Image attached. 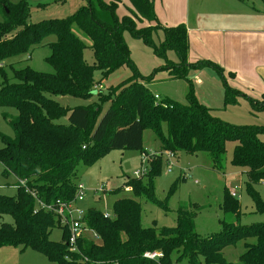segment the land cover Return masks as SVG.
<instances>
[{
  "label": "trees",
  "instance_id": "1",
  "mask_svg": "<svg viewBox=\"0 0 264 264\" xmlns=\"http://www.w3.org/2000/svg\"><path fill=\"white\" fill-rule=\"evenodd\" d=\"M129 14L119 15L120 0H87L67 18L28 23L29 5L26 0H0V107H12L18 114L9 119L14 136L0 135V161L5 175H14L43 201L73 200L77 185L74 180L79 163L93 164L111 149L143 151L144 130H152L164 150L185 151L190 154L207 153L213 167L224 169L228 141H235L232 163L246 170L247 191L256 210L264 213V202L255 189L264 183V125L233 124L213 115V109L203 104L194 89L191 73L205 67L214 68L224 79V104L245 95L226 81L224 68L210 59L188 60L190 38L184 23L174 26L142 25L157 20L154 0H128ZM88 36L86 44L72 24ZM162 28L164 39L156 45L153 34ZM142 39L160 57L175 51L179 61H167L171 79L188 83L186 103L164 98L156 99L147 83L153 75L139 73L123 81L118 91L111 88L108 95H100L110 107L99 119L100 104L66 109L56 96L89 97L97 85L94 72L99 69L104 78L128 63L130 58L124 33ZM55 35L49 43L51 54L46 58L54 73L31 67L14 69L17 81H11L2 67L10 58L30 52ZM93 51L94 60L85 59V51ZM142 81H138V79ZM102 85V84H99ZM254 109H264L261 99L250 98ZM68 122H59L62 116ZM161 161L148 172V180L127 178L128 186L137 197H144L167 210L155 196L154 178L159 175ZM178 180L169 195L174 194ZM16 196L0 193V247L33 248L52 259L54 264H154L146 257L148 251L159 250L165 263L233 264L224 256V249L243 241L245 250L239 256L242 264H264V222L242 225L239 198L224 190L221 208L226 216L220 219V232L202 237L195 231L193 212L180 207L173 227L144 226L142 205L134 198L122 197L114 201L113 215L105 217L95 207L88 208L85 224L96 233L98 240L85 235L78 239L80 253L71 252L67 243L68 231L51 212L36 210V198L18 184ZM121 190V189H120ZM116 192V190H114ZM5 216L12 218L6 221ZM227 216L235 218L228 220ZM61 227L62 241H53L54 227ZM253 240V241H252ZM87 259V260H85Z\"/></svg>",
  "mask_w": 264,
  "mask_h": 264
},
{
  "label": "rangeland",
  "instance_id": "2",
  "mask_svg": "<svg viewBox=\"0 0 264 264\" xmlns=\"http://www.w3.org/2000/svg\"><path fill=\"white\" fill-rule=\"evenodd\" d=\"M19 2L21 0H10ZM29 5L28 23H40L49 19L67 18L76 12L87 0H26ZM119 15L129 14L131 4L128 0H120ZM157 20L143 22L142 25L174 26L191 21L193 15L201 14L202 19L210 22L212 27H224L221 32L223 37L228 36V26L221 23H230L247 30L242 33L241 40L234 44V50L240 51L244 62L238 66L236 72L233 64L227 59H220L217 63L224 68L226 81L233 88L241 90L246 96H238L237 101L224 104V79L211 67H205L202 74L191 77L198 99L213 109V115L233 124L264 125V109L256 110L249 99H261L264 94V0H154ZM200 17V16H199ZM201 19V20H202ZM197 27V26H196ZM74 32L83 41L90 45L91 39L84 35L75 23L72 24ZM126 44L130 50V58L136 69L131 64H124L106 78L96 69L94 78L97 83L87 98L71 95L56 96L55 99L66 109L76 106L101 105L99 119L110 107L111 101L102 102L100 95H108L111 88L117 91L118 86L126 80L136 78L139 74L153 75L152 82L146 86L160 99L171 98L181 103H186L188 83L184 79H171L167 70V61H179L175 51H168L167 56H158L154 49L142 39L133 37L129 32L124 33ZM164 39L162 28L156 29L153 40L159 45ZM56 40L55 35L44 39L43 43L33 48L26 54L8 59L3 68L11 81H17L14 69L31 67L41 72L54 73V68L46 58L51 54L49 43ZM85 59L93 62V51H85ZM208 59V58H206ZM202 60V59H200ZM211 60V59H210ZM213 61V60H212ZM226 66V67H224ZM236 66V65H235ZM240 73V74H238ZM238 74V75H237ZM142 81V79H138ZM2 76L0 74V83ZM102 84V88H99ZM18 111L12 107H0V135L14 136V131L9 124V119L15 117ZM59 122L67 123L68 116H62ZM259 138L264 141V133ZM235 141H228L224 169L213 167L212 159L207 153L190 154L185 151L176 153L173 159L172 170L168 171V162L164 158V149L161 141L150 129L144 130L143 151L150 152V161L142 163V152L135 149H111L93 164L79 163L74 180L76 185L83 184L85 195L83 200L76 203L78 208L88 209L95 207L103 213L113 215V204L118 198L129 197L139 201L142 205V223L144 226L173 227L176 225L177 213L180 207H187L194 214L195 231L202 237H208L220 232L222 225L220 219L225 218L221 208L224 199V190L236 192L241 202V218L238 222L250 225L264 222V213L256 210L255 204L248 194V176L244 168H239L232 163ZM3 143L0 141V147ZM161 170L154 178V192L157 199L162 200L167 210L154 204L144 197H137L132 190H125L127 178H134V171L143 167L149 169L144 176L138 179L147 182L150 168L161 161ZM4 166L0 161V193L16 196L18 179L10 174L3 173ZM178 180L174 194L169 195L172 185ZM105 185V191H99ZM121 189V190H120ZM264 202V183L255 185ZM116 190V192H114ZM228 220L235 218L227 216ZM6 221L12 218L5 216ZM93 236V232H88ZM50 238L53 241H62L61 227H54ZM253 241V240H252ZM244 242L230 245L223 251L225 258L233 264H242L239 256L244 252ZM0 264H54L52 259L39 250L28 248L21 250L15 246L0 247Z\"/></svg>",
  "mask_w": 264,
  "mask_h": 264
},
{
  "label": "built area",
  "instance_id": "3",
  "mask_svg": "<svg viewBox=\"0 0 264 264\" xmlns=\"http://www.w3.org/2000/svg\"><path fill=\"white\" fill-rule=\"evenodd\" d=\"M99 88H102V85L99 86ZM156 99H160V96L155 94ZM176 157V153L165 150L164 151V158H166L168 162V171L172 170V166L174 164V158ZM150 152L143 151L142 152V163L143 165L147 162L150 161ZM149 169H146L143 167L141 170H136L134 171V178H140L141 176H144ZM19 184L24 186L28 192H30L37 200V207L36 210H44L46 212H51L53 213L56 218L59 220L60 225L62 227H65L68 231V246L71 252H78L80 253V249L78 247V239L82 236L88 235V232L92 230H89V228L85 224V214H86V209L83 208H78L76 206V203L79 200L84 199L85 195V189L83 184L77 185V191L76 195L73 200L70 201H57L55 203H47L40 199L31 188L27 186L26 180H19ZM105 191V185H102L99 191ZM125 190H132L131 186L126 185ZM233 196H237L236 192L231 193ZM105 217H111L109 213H104ZM93 236L98 239V236L96 235L95 232H93ZM146 257L150 258L151 260L154 261V264H166L165 263V255L162 251L159 250H154V251H148L145 254ZM87 260V259H85ZM172 264H182L179 262H172Z\"/></svg>",
  "mask_w": 264,
  "mask_h": 264
},
{
  "label": "crops",
  "instance_id": "4",
  "mask_svg": "<svg viewBox=\"0 0 264 264\" xmlns=\"http://www.w3.org/2000/svg\"><path fill=\"white\" fill-rule=\"evenodd\" d=\"M200 16V17H199ZM201 14L196 13L193 15L191 21L186 23L189 31L190 38V50L188 60L190 62H195L200 59H211L216 63H223L220 59H227L234 66L235 71H240L238 66L244 62L243 56L240 51L234 50V44L241 40L242 33L247 30L240 29V26L233 25L230 23H221L225 24L224 26H228L230 29L226 37L221 35L224 27H212V25L218 24H210L206 20L202 19ZM197 26V27H196ZM236 65V66H235ZM226 67V66H224ZM204 71L200 69L198 71H193L190 77L199 76ZM240 74V73H238ZM237 74V75H238ZM200 76L198 77V79Z\"/></svg>",
  "mask_w": 264,
  "mask_h": 264
}]
</instances>
